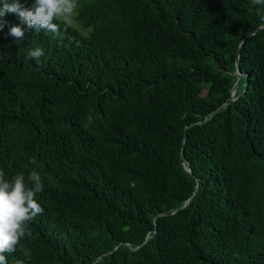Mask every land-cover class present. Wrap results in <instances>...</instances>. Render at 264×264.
Returning <instances> with one entry per match:
<instances>
[{
    "label": "trees",
    "instance_id": "1",
    "mask_svg": "<svg viewBox=\"0 0 264 264\" xmlns=\"http://www.w3.org/2000/svg\"><path fill=\"white\" fill-rule=\"evenodd\" d=\"M2 19L0 170L44 185L8 264H264V3L80 0L62 40Z\"/></svg>",
    "mask_w": 264,
    "mask_h": 264
},
{
    "label": "clouds",
    "instance_id": "2",
    "mask_svg": "<svg viewBox=\"0 0 264 264\" xmlns=\"http://www.w3.org/2000/svg\"><path fill=\"white\" fill-rule=\"evenodd\" d=\"M254 4H262L264 0H252ZM0 0V30L5 22L6 14L18 16L21 25L35 33L41 32L61 36V24L64 30L73 27L76 17L79 15L80 0ZM59 21L60 23H57ZM264 27V24L261 25ZM91 31V29H89ZM9 35L22 40L25 37V29L20 25L10 27ZM44 50L41 47L29 49L27 58L35 60L36 65L41 64ZM29 163L36 165L35 158ZM44 185L41 175L33 169L27 180L24 174L6 178L3 170H0V264H8L7 254L17 250V246L26 237L32 235L30 224L42 214L44 208L37 196L43 191ZM24 256H30V252L22 249Z\"/></svg>",
    "mask_w": 264,
    "mask_h": 264
},
{
    "label": "water",
    "instance_id": "3",
    "mask_svg": "<svg viewBox=\"0 0 264 264\" xmlns=\"http://www.w3.org/2000/svg\"><path fill=\"white\" fill-rule=\"evenodd\" d=\"M259 29H261V28H258V29H256V30H254L253 32L249 33V34L245 37V39H243V41L240 43V45H239V47H238V50H237V53H236V59H235V61H236V69H237L236 74L238 75V79H239V77H240V75H241V73H240V68H239V55H240V51H241V48H242V46H243V43H244V41H245L247 38H249L250 36L254 35ZM235 85H236V83H235ZM234 96H235V91L232 92L230 98H231L232 100H234ZM185 169L187 170V172H191L189 168H185ZM189 201H190V200H188V202H187L183 207H186L187 204L189 203ZM173 213H175V212H173ZM116 247H117V246H116ZM116 247H115V248H116Z\"/></svg>",
    "mask_w": 264,
    "mask_h": 264
},
{
    "label": "rangeland",
    "instance_id": "4",
    "mask_svg": "<svg viewBox=\"0 0 264 264\" xmlns=\"http://www.w3.org/2000/svg\"><path fill=\"white\" fill-rule=\"evenodd\" d=\"M83 2V0H82ZM73 27L77 28L81 33L86 34V31H81L79 25L74 21Z\"/></svg>",
    "mask_w": 264,
    "mask_h": 264
}]
</instances>
